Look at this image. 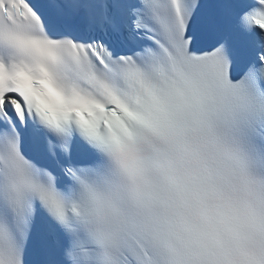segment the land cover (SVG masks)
<instances>
[{
    "label": "snow or ice",
    "instance_id": "obj_1",
    "mask_svg": "<svg viewBox=\"0 0 264 264\" xmlns=\"http://www.w3.org/2000/svg\"><path fill=\"white\" fill-rule=\"evenodd\" d=\"M0 264H264V0H0Z\"/></svg>",
    "mask_w": 264,
    "mask_h": 264
}]
</instances>
